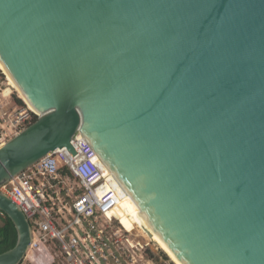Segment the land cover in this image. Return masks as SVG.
<instances>
[{
  "label": "water",
  "instance_id": "1",
  "mask_svg": "<svg viewBox=\"0 0 264 264\" xmlns=\"http://www.w3.org/2000/svg\"><path fill=\"white\" fill-rule=\"evenodd\" d=\"M0 64L38 113L0 187L78 132L179 264H264V0H0Z\"/></svg>",
  "mask_w": 264,
  "mask_h": 264
},
{
  "label": "built area",
  "instance_id": "2",
  "mask_svg": "<svg viewBox=\"0 0 264 264\" xmlns=\"http://www.w3.org/2000/svg\"><path fill=\"white\" fill-rule=\"evenodd\" d=\"M13 113L8 119L0 115V146L38 115L29 106ZM72 145L76 155L65 147L58 148L0 187L30 223L29 248L44 249L48 257L45 264H150L142 252L149 243L142 245L120 223L118 206L125 196L118 182L80 133L72 137ZM65 166L70 175L62 174ZM72 177L78 181L79 191H71L72 201L62 200ZM114 223L120 226L116 228ZM27 254L20 264H38Z\"/></svg>",
  "mask_w": 264,
  "mask_h": 264
},
{
  "label": "rangeland",
  "instance_id": "3",
  "mask_svg": "<svg viewBox=\"0 0 264 264\" xmlns=\"http://www.w3.org/2000/svg\"><path fill=\"white\" fill-rule=\"evenodd\" d=\"M15 99H20L23 103V105L20 106L27 108L28 104L22 100L18 91L10 84L7 75L0 68V115H3L2 112L5 111L4 113L6 119L14 117L15 113H13V104L15 105ZM68 187L69 191H63L64 193H62L61 199L72 201L74 194H72L71 191H79L78 181L72 177L69 181ZM66 193H70L71 195L68 196ZM117 223H114L116 228L117 226H120V224ZM124 231L125 230L123 229V232ZM141 233L144 234L145 232H140V234ZM135 235L142 245H144L146 242L149 243L148 245H145L144 249H142V252L143 255H145L151 261L150 264H174L171 258L157 244H155V242L153 243L150 240H146L147 238L145 239V237H142L139 235V233Z\"/></svg>",
  "mask_w": 264,
  "mask_h": 264
},
{
  "label": "bare ground",
  "instance_id": "4",
  "mask_svg": "<svg viewBox=\"0 0 264 264\" xmlns=\"http://www.w3.org/2000/svg\"><path fill=\"white\" fill-rule=\"evenodd\" d=\"M0 68L5 73L1 64H0ZM8 80H9V78H8ZM9 82H10V80H9ZM10 84L12 85L11 82H10ZM18 93H19L20 97L22 99H24L19 91H18ZM28 106L31 109H33L29 104H28ZM117 185L119 187V191L123 194V196H125V198L120 202V204L118 206V214H117L120 218V223H122L125 230L131 234H138L139 233V235H141L142 237H145V239L147 238L146 240H150L153 243L155 242V244H157L171 258V260L174 263L179 264L176 261V259L171 255V253L165 248V246L160 242V240L154 235V233L148 228V226L142 221V219L135 213V211L132 208L125 206V203L128 201V195H124V192L122 191L121 186L118 183H117ZM140 232H145V233L140 234ZM27 255L32 261H37L38 264H45L48 261L47 254L44 251V249H42V248L40 250H35L32 247H30Z\"/></svg>",
  "mask_w": 264,
  "mask_h": 264
},
{
  "label": "trees",
  "instance_id": "5",
  "mask_svg": "<svg viewBox=\"0 0 264 264\" xmlns=\"http://www.w3.org/2000/svg\"><path fill=\"white\" fill-rule=\"evenodd\" d=\"M15 102L23 105L20 99H15ZM62 174L70 175L69 169L65 166L61 169ZM17 240V232L9 217L0 211V253L12 248Z\"/></svg>",
  "mask_w": 264,
  "mask_h": 264
},
{
  "label": "crops",
  "instance_id": "6",
  "mask_svg": "<svg viewBox=\"0 0 264 264\" xmlns=\"http://www.w3.org/2000/svg\"><path fill=\"white\" fill-rule=\"evenodd\" d=\"M13 108L14 109H16V108H20V107H22V106H20V104L19 103H17V102H15V105L13 104ZM5 111H3L2 113H3V115L5 116V113H4Z\"/></svg>",
  "mask_w": 264,
  "mask_h": 264
}]
</instances>
